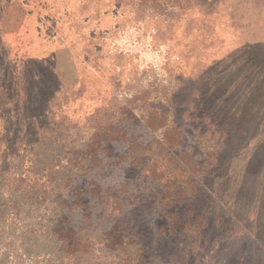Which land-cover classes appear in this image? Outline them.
Listing matches in <instances>:
<instances>
[{"label": "rangeland", "instance_id": "374dc122", "mask_svg": "<svg viewBox=\"0 0 264 264\" xmlns=\"http://www.w3.org/2000/svg\"><path fill=\"white\" fill-rule=\"evenodd\" d=\"M1 131L0 264H264V0H0Z\"/></svg>", "mask_w": 264, "mask_h": 264}, {"label": "trees", "instance_id": "16d2710c", "mask_svg": "<svg viewBox=\"0 0 264 264\" xmlns=\"http://www.w3.org/2000/svg\"><path fill=\"white\" fill-rule=\"evenodd\" d=\"M25 130V128H23V126H20V127H17L16 128V130H15V134L17 135V136H19L20 135V133H19V130ZM1 134H2V131L0 132ZM91 147V146H90Z\"/></svg>", "mask_w": 264, "mask_h": 264}]
</instances>
